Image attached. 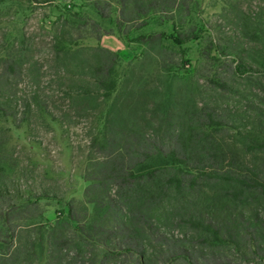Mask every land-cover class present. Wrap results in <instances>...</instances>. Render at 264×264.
<instances>
[{"label": "trees", "instance_id": "trees-1", "mask_svg": "<svg viewBox=\"0 0 264 264\" xmlns=\"http://www.w3.org/2000/svg\"><path fill=\"white\" fill-rule=\"evenodd\" d=\"M86 1L103 20L111 18L116 4L118 28L146 25L151 13H170L169 20L175 17L182 25L192 12L189 0ZM257 23L246 17L243 34L259 48L260 70L241 53L213 46L230 57L226 70L232 75L264 73V30ZM51 31L58 92L77 116L93 117L83 170L88 184L83 200L69 201L66 216L49 225L39 205L47 195L11 198L0 159V264H69L63 253L68 251L79 264H233L235 259L264 264V108L250 102L253 113L243 111L250 126L238 125L228 106L200 101L198 85L180 83L174 51L200 31L173 25L169 34L141 35L144 59L121 76L116 52L81 43L105 33L89 14L64 7ZM2 42L0 123L10 119L20 126L32 114L59 123L41 96L44 68L33 59L31 44L24 35L4 36ZM23 78L37 88L8 95L5 84ZM207 80L232 91L224 77ZM261 83L255 81L264 91ZM260 100L263 104L264 96Z\"/></svg>", "mask_w": 264, "mask_h": 264}, {"label": "rangeland", "instance_id": "rangeland-1", "mask_svg": "<svg viewBox=\"0 0 264 264\" xmlns=\"http://www.w3.org/2000/svg\"><path fill=\"white\" fill-rule=\"evenodd\" d=\"M189 3L192 12L182 25H178L175 17L174 20H169L170 13H151L143 22L146 25L118 28V6L114 3L111 18L103 20L93 12L86 0H56L54 4L33 0H0V43H3L4 36L12 39L24 35L32 46L33 59L42 63L44 68V76L38 86L41 96L47 97L46 100L51 103L60 120L59 123L53 122L47 117L41 118L32 114L29 121L20 126L14 125L10 119L0 123L5 131L0 134V140H7L4 145H0V159L5 161L4 181L11 198L18 193L47 195L39 200V205L43 209V220L52 225L57 218L66 216L69 201L83 200L84 188L88 184L83 170L93 117L77 116L75 110L67 107L68 101L58 92L60 80L55 77L56 68L50 60L49 45L53 34L51 22L64 7L74 12L87 13L98 21L105 33L99 40L86 38L81 43L103 46L116 52L120 57V64L116 69L118 76L129 65L137 67L144 59L147 47L140 42L141 35L154 31L169 34L173 25L177 28L182 26L184 29L189 26L197 28L200 34L179 45L174 51L176 63L173 71L176 77L180 83L186 81L190 85H198L202 91L198 97L200 101L226 105L234 112V120L238 125L250 126L251 119L247 116L243 118V111H246L245 115L253 113L250 102L264 108V102H260L264 91L255 84L258 80L264 85V73L259 75L253 72L250 76L243 77L232 75L226 70L230 57L218 54L213 46L220 45L227 50L241 53L249 65L260 70L255 60L259 58V48L244 36L243 23L246 17H250V21L257 20V24L264 30V0H189ZM151 68L148 67V70L151 71ZM214 75L224 77L232 91H224L211 85L207 79ZM5 88L8 95L15 92V96H19L25 91H33L37 86L23 78L10 86L6 83ZM11 105L20 111L17 100H13ZM88 207L92 210V205ZM25 234L26 230L21 229L22 238ZM63 253H66L64 260L69 264H79V259L72 258V251ZM115 261L111 264L120 262ZM232 263L256 264L238 259ZM38 264L44 262L40 261Z\"/></svg>", "mask_w": 264, "mask_h": 264}]
</instances>
